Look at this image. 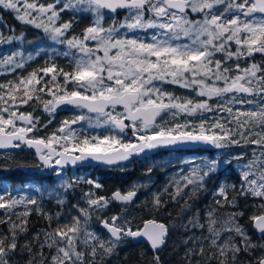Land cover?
<instances>
[{
  "label": "snow or ice",
  "instance_id": "1",
  "mask_svg": "<svg viewBox=\"0 0 264 264\" xmlns=\"http://www.w3.org/2000/svg\"><path fill=\"white\" fill-rule=\"evenodd\" d=\"M0 10L43 34L0 29V77H9L0 81V156L32 150L35 172L58 181L0 190V264H109L130 241L164 264L174 233L177 264H264V0H0ZM65 109L72 115L48 132ZM186 150L208 154L178 158L137 205L151 174L173 165L152 156ZM140 158L148 181L108 196L98 180L68 175L93 164L123 171ZM114 203L120 210L108 215ZM132 205L151 217L142 226ZM33 214L47 222L35 232Z\"/></svg>",
  "mask_w": 264,
  "mask_h": 264
},
{
  "label": "trees",
  "instance_id": "2",
  "mask_svg": "<svg viewBox=\"0 0 264 264\" xmlns=\"http://www.w3.org/2000/svg\"><path fill=\"white\" fill-rule=\"evenodd\" d=\"M124 12L119 13L117 16L118 20H121V15ZM0 17L3 19V24H0V29L4 30L5 35H8V29H15L16 34H19L21 31L26 32V36L28 40H33L37 37H41L43 34L36 29H33L31 26H22L15 18L14 14L10 13L6 10H0ZM88 23V20L85 19L77 28L79 31L80 27H83ZM107 23L108 20H107ZM6 25V27H5ZM19 43V42H17ZM41 46H46L48 44L47 41H38ZM15 46V45H13ZM5 49L7 46H0ZM33 46H29L31 48ZM61 64L64 62L60 61ZM43 64V58L38 59L35 63L31 64L29 67V71L32 68H35L37 65ZM9 77H0V81H5ZM177 95H183V92L178 89ZM190 95V94H189ZM188 96V95H187ZM24 111H30V108L22 109ZM72 111L70 109L61 110L58 112L55 118V122L50 125L48 128V132H51L53 128L60 122V120L70 117ZM36 115L42 116L45 120L47 119V115L42 112H37ZM44 133H41L43 135ZM2 151V150H0ZM36 162V157L33 151L25 148L20 151H13L10 157L4 158L0 156V190L8 186L17 187L25 183H38L43 185L44 188H49L56 183V180L49 175L48 173L39 174L35 172V169L31 166ZM20 165H27V167H20ZM147 166L141 160L133 161V165L131 167H126L123 171L119 169H107L102 167H93V168H82V169H69L68 174L71 171L76 173H83V171L88 170V176H90L94 180H98L103 185V190L99 191L100 195H110L114 190L120 189L121 191H127L131 188V186L135 183H141L143 181H148V177L144 175L145 169ZM156 174L161 175L159 171H154L151 174V180L149 183L148 189H142L139 192V198L136 200V204L142 203L146 195H150L151 191H155L156 189L162 188L166 181H160ZM238 174L233 171V169L224 171L221 179H226L228 183H232L236 181ZM217 183L215 178L210 182V187ZM83 190H87V186H84ZM82 194L81 189H77L75 192H70L68 194V203L63 209V211L67 212L71 207V204H74L77 199ZM201 198H204L206 205H208L211 201V193H205L201 195ZM208 199V200H207ZM46 210L50 212H56L58 209L55 207L54 202H47L46 198ZM243 205V201L241 202ZM196 207L203 209L200 205V200L197 202ZM136 206L132 205L130 211L132 215L138 217V223L142 226L143 221L151 218L145 212H141L135 210ZM120 210L119 206L115 203L112 205L111 210L108 212V215L115 214ZM169 210L172 211V215L175 216L178 209L174 206L169 205ZM252 209L249 208L245 217L241 220V223H246L248 219V215H251ZM46 221L40 219L39 216L33 214L30 218V227L31 232H35L37 229L44 228L46 226ZM97 229H99V225H96ZM31 234V233H29ZM176 239L175 233L169 240V245L162 252L161 256L164 261V264H177V259L173 254V244L172 241ZM23 242V241H22ZM153 253L151 249L148 247L146 243L141 244H133L131 241L118 250L117 255L113 256L109 261V264H150V260Z\"/></svg>",
  "mask_w": 264,
  "mask_h": 264
},
{
  "label": "rangeland",
  "instance_id": "3",
  "mask_svg": "<svg viewBox=\"0 0 264 264\" xmlns=\"http://www.w3.org/2000/svg\"><path fill=\"white\" fill-rule=\"evenodd\" d=\"M42 2H43V0H42ZM123 17H124V14H122L121 15V19H123ZM65 19H67L68 18V16L67 15H65V17H64ZM108 22L109 23H107V24H110V23H112V21H111V18L109 17L108 18ZM48 42V41H47ZM50 44V42H48V44L46 45V46H48ZM4 50H7V47L5 48V49H3L2 47H0V51H4ZM258 58V57H257ZM62 62H64V61H62ZM178 89H180V91H182L183 92V94H184V96H187V95H189V93L186 91V90H184V89H181V88H179V87H177V86H172V85H166L165 86V90L166 91H169V92H174L176 95H177V93H178ZM179 96V95H178ZM72 115V114H71ZM63 120V119H62ZM61 121V120H60ZM59 124V123H58ZM58 124L53 128V130L58 126ZM192 155H195V154H192ZM184 156H189V155H181V156H177V155H175V154H173V155H170V154H163L162 156H160L159 158H157L156 159V157L155 158H152V161H150V162H157V161H162V160H171V161H173V165H171V166H169L168 168H167V174H166V176L165 177H162L161 178V181H166L167 182V180H168V177H169V175L171 174V172L172 171H174V168H175V165H176V162H177V160H178V158H182V157H184ZM199 156V155H198ZM143 162H144V164L146 165V166H148V163H146L144 160H143ZM149 162V163H150ZM133 165V162L131 163V164H128L127 166H125V168L126 167H131ZM234 167H235V165H233ZM102 168H104V167H102ZM156 170H159V169H156ZM162 172V171H161ZM236 172V171H235ZM88 174V170H85V171H83V173H76V172H74V171H71L68 175L69 176H73V175H76V176H79V175H83V176H88L87 175ZM163 174H164V172H163ZM238 174V173H237ZM163 176V175H162ZM144 182H146V181H143V182H141V183H144ZM56 183H58V181H56ZM47 189V188H46ZM80 198V197H79ZM208 200V199H207ZM200 205L202 206V207H205L206 206V203H205V201H204V198H201L200 197Z\"/></svg>",
  "mask_w": 264,
  "mask_h": 264
},
{
  "label": "flooded vegetation",
  "instance_id": "4",
  "mask_svg": "<svg viewBox=\"0 0 264 264\" xmlns=\"http://www.w3.org/2000/svg\"><path fill=\"white\" fill-rule=\"evenodd\" d=\"M166 153H167L166 151H161L160 153L156 154V159L159 158L160 156H162L163 154H166ZM167 154H169V153H167ZM192 154H195V155H205V154H208V153H204L203 151H196V150H186V151H180V152L175 153V155H177V156H181V155H192ZM142 159H138V160H142ZM131 163H128V164H131ZM128 164H126V165H128ZM232 169H233V171H235V167L234 166L232 167ZM166 174H167V170L164 172V174H163L162 177H165Z\"/></svg>",
  "mask_w": 264,
  "mask_h": 264
},
{
  "label": "water",
  "instance_id": "5",
  "mask_svg": "<svg viewBox=\"0 0 264 264\" xmlns=\"http://www.w3.org/2000/svg\"><path fill=\"white\" fill-rule=\"evenodd\" d=\"M122 12V11H121ZM32 151V150H31ZM34 152V151H33ZM134 160V159H133ZM91 166H100V165H95V164H93V165H91ZM71 168V167H70ZM114 192V191H113ZM134 244H136V243H145V242H142V241H132ZM147 244V243H146Z\"/></svg>",
  "mask_w": 264,
  "mask_h": 264
}]
</instances>
